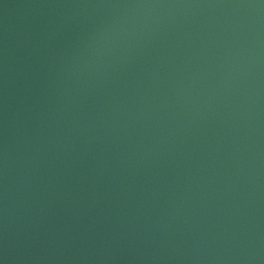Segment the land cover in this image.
<instances>
[{
  "label": "water",
  "instance_id": "95a60500",
  "mask_svg": "<svg viewBox=\"0 0 264 264\" xmlns=\"http://www.w3.org/2000/svg\"><path fill=\"white\" fill-rule=\"evenodd\" d=\"M0 264H264V0H0Z\"/></svg>",
  "mask_w": 264,
  "mask_h": 264
}]
</instances>
